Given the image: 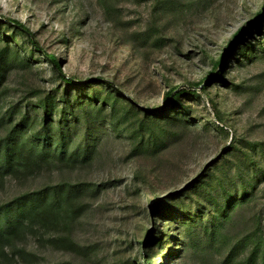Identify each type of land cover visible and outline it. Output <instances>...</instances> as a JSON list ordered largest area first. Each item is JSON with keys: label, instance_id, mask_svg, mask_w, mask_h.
I'll list each match as a JSON object with an SVG mask.
<instances>
[{"label": "rangeland", "instance_id": "1", "mask_svg": "<svg viewBox=\"0 0 264 264\" xmlns=\"http://www.w3.org/2000/svg\"><path fill=\"white\" fill-rule=\"evenodd\" d=\"M263 8L264 0H0V116L14 113L0 136L25 113L22 130L40 134L39 101L48 98L49 131L62 125L66 157L87 121L97 138L78 163L0 178V207L47 185L83 186L84 209L67 229L80 251L50 241L64 229H40L15 264H145V251L155 264H264V37L255 33L240 54L232 44ZM9 19L65 76L112 81L124 96L58 78ZM219 61L223 79L206 83ZM177 86L196 91L179 97L174 117L145 118L126 104L128 95L159 110ZM77 97L91 117L75 106L78 118L61 122ZM151 231L159 241L148 243Z\"/></svg>", "mask_w": 264, "mask_h": 264}, {"label": "trees", "instance_id": "2", "mask_svg": "<svg viewBox=\"0 0 264 264\" xmlns=\"http://www.w3.org/2000/svg\"><path fill=\"white\" fill-rule=\"evenodd\" d=\"M264 9V8H263ZM3 17L0 15V24ZM8 27L14 28L18 33L24 35L31 44L40 50L42 55L51 65L54 74L64 82L74 86H90L91 84H107L110 94L118 99V95H123L124 92L116 88L111 82L101 79L95 80H79L73 77H67L62 73L60 62L54 54L48 53L39 45L34 34L22 22L9 19L5 21ZM258 34L261 38L264 37V10H261L255 16L254 20L248 24L244 29L243 34L237 36L232 43L234 50L239 54L245 52V48L251 45L250 39H254V35ZM260 39V38H259ZM262 43V40H257ZM243 45V47L241 46ZM231 46V45H230ZM235 51V52H236ZM237 54H235L236 56ZM221 61L214 67L212 74L214 76L206 79V83L215 79H223V74L226 71L225 67H220ZM1 81V79H0ZM82 81V82H81ZM204 82H200L203 85ZM207 84H204L201 89H205ZM177 86L172 88L166 94V101L163 107L159 110L143 108L135 103L131 98L127 97V106L129 108L138 110L146 118H153L154 120H164L165 117H174V108L178 102L179 97L185 92H195L187 88H180ZM197 89V88H196ZM116 91V92H115ZM121 93L115 95V93ZM93 106L105 112L107 109V102H100L99 100L93 102ZM41 106L40 130L41 133L37 135H30L29 132L23 131L22 127L26 123V114H20L12 128L3 132L0 136V178L6 176H15L18 173L24 174L36 171L44 165L49 164H74L80 162L81 158H85L87 152L96 143V135L90 132L89 127L92 122L85 124L86 130L83 132V139L76 144V148L71 152L69 157L66 154L70 150L66 140L65 132L60 126V130L49 131L50 126L54 123L53 114L49 107V99L39 101ZM91 103L87 104L80 97L68 104L69 112L65 111L61 114V122H68V119L78 118L75 106L79 111H84L86 118L91 117V110H86ZM113 108V103L111 102ZM113 110V109H111ZM108 111V110H107ZM79 113V112H78ZM14 113H1L0 124L7 118L12 120ZM112 120V118L109 117ZM108 121V117L106 118ZM93 124V123H92ZM55 140V141H54ZM54 144V151H51L50 146ZM83 186L74 185L67 182H59L54 185H47L38 190L27 192L14 197L10 202L0 207V264H15L18 258L29 257V253L22 243L25 237L30 233H37L40 229L48 231H55L59 228L65 230L66 234L52 238L50 241L56 245H63L69 247L74 251H80V247L75 246V242L67 231L69 223L74 217L79 216L83 211V206L77 204L82 195ZM69 230V229H68ZM159 231V228H157ZM160 238L153 237L152 231L149 234L148 243L159 241ZM145 264H155L152 257L145 251Z\"/></svg>", "mask_w": 264, "mask_h": 264}, {"label": "water", "instance_id": "3", "mask_svg": "<svg viewBox=\"0 0 264 264\" xmlns=\"http://www.w3.org/2000/svg\"><path fill=\"white\" fill-rule=\"evenodd\" d=\"M104 81L111 82L116 88H118V86H117L114 82L109 81V80H104ZM81 82H82V81H81ZM180 88H182V86H180V87L178 88V90H179ZM127 97H129V96L127 95Z\"/></svg>", "mask_w": 264, "mask_h": 264}]
</instances>
